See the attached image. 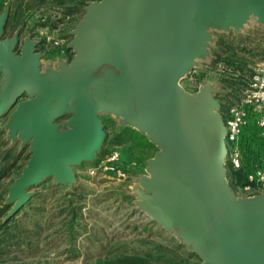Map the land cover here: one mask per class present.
I'll return each instance as SVG.
<instances>
[{"label": "water", "instance_id": "obj_1", "mask_svg": "<svg viewBox=\"0 0 264 264\" xmlns=\"http://www.w3.org/2000/svg\"><path fill=\"white\" fill-rule=\"evenodd\" d=\"M252 9L264 19V0H104L89 8L60 72L39 69L31 42L15 55V40L0 38V116L29 94L10 127L30 141V162L9 198L26 200V188L44 174L72 180L71 165L102 143L99 112H112L161 144L142 185L161 206L158 217L192 244L203 264H264V195L244 202L240 216L220 177L225 126L210 84L193 94L177 84L201 51L191 44L200 19L233 20ZM5 21L0 13V32ZM67 112L69 127L60 131L53 120Z\"/></svg>", "mask_w": 264, "mask_h": 264}, {"label": "rangeland", "instance_id": "obj_2", "mask_svg": "<svg viewBox=\"0 0 264 264\" xmlns=\"http://www.w3.org/2000/svg\"><path fill=\"white\" fill-rule=\"evenodd\" d=\"M103 1L2 0L0 13L6 21L0 38L15 40V55L31 42L39 69L60 72L75 53L72 40L89 8ZM200 21L201 30L191 44L201 51L177 84L193 94L194 81L209 83L225 121L233 105L246 103L250 93L244 91L264 61V19L252 9L233 20ZM28 98L23 93L0 116V168L5 166L0 170V209L6 206L0 212V264H116L134 256L146 264H203L192 244L158 217L161 206L142 185L161 144L152 132L124 116L99 112L102 143L92 157L71 165L72 180L60 182L56 174H44L26 188V200L9 198L10 186L30 162V141L10 127L17 105ZM250 110L258 125V111ZM69 118L67 112L53 121L64 131ZM238 149L242 163H248L254 149ZM229 165L233 167L229 158L222 160L220 177L242 216L244 202L264 195V187L248 180L241 184Z\"/></svg>", "mask_w": 264, "mask_h": 264}, {"label": "built area", "instance_id": "obj_3", "mask_svg": "<svg viewBox=\"0 0 264 264\" xmlns=\"http://www.w3.org/2000/svg\"><path fill=\"white\" fill-rule=\"evenodd\" d=\"M201 85L202 84H199L197 81H194L193 87L195 88V92ZM244 92L250 93L246 103L233 105L229 110V117L224 121L225 159L229 158L234 168H238L242 165L241 152L238 149V138L243 127L248 124L253 114L250 110L251 107L258 111L257 124L261 128L264 127V61L258 65V70L252 75L248 83V88L245 89ZM246 176L249 183L264 187V166L249 168Z\"/></svg>", "mask_w": 264, "mask_h": 264}, {"label": "crops", "instance_id": "obj_4", "mask_svg": "<svg viewBox=\"0 0 264 264\" xmlns=\"http://www.w3.org/2000/svg\"><path fill=\"white\" fill-rule=\"evenodd\" d=\"M246 126V128H244V126L242 129L241 133H243V135L238 140V146L242 149L247 147L249 150H254L251 152L250 160H247L248 163L244 164L247 165V169L254 166H264V127L261 128L259 125H256L253 117L249 119ZM253 160H259L260 163L255 164Z\"/></svg>", "mask_w": 264, "mask_h": 264}, {"label": "trees", "instance_id": "obj_5", "mask_svg": "<svg viewBox=\"0 0 264 264\" xmlns=\"http://www.w3.org/2000/svg\"><path fill=\"white\" fill-rule=\"evenodd\" d=\"M1 1L2 0H0V2ZM241 136H242V133L240 134L239 139L241 138ZM254 163L257 164V163H260V161L255 160ZM246 167H247V165H245L243 163L238 168H233V167L231 168V166L229 165L231 174L234 176V178L238 179V181L241 184L248 183L247 177H246L248 169ZM4 169H5V166L3 165L0 168V170H4ZM5 209H6V206H3L2 209H0V212L5 210ZM116 264H146V262L141 257L134 256V257L122 258V260L118 261Z\"/></svg>", "mask_w": 264, "mask_h": 264}, {"label": "bare ground", "instance_id": "obj_6", "mask_svg": "<svg viewBox=\"0 0 264 264\" xmlns=\"http://www.w3.org/2000/svg\"><path fill=\"white\" fill-rule=\"evenodd\" d=\"M225 157H226V155H224L221 159H220V161H222V160H224L225 159Z\"/></svg>", "mask_w": 264, "mask_h": 264}]
</instances>
